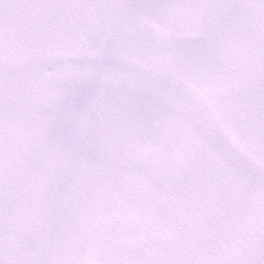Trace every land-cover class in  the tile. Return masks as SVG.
<instances>
[{
    "label": "snow or ice",
    "instance_id": "obj_1",
    "mask_svg": "<svg viewBox=\"0 0 264 264\" xmlns=\"http://www.w3.org/2000/svg\"><path fill=\"white\" fill-rule=\"evenodd\" d=\"M0 264H264V0H0Z\"/></svg>",
    "mask_w": 264,
    "mask_h": 264
}]
</instances>
